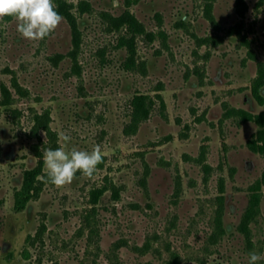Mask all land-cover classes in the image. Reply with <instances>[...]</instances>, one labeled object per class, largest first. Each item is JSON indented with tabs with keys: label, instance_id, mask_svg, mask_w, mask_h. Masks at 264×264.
Listing matches in <instances>:
<instances>
[{
	"label": "rangeland",
	"instance_id": "rangeland-1",
	"mask_svg": "<svg viewBox=\"0 0 264 264\" xmlns=\"http://www.w3.org/2000/svg\"><path fill=\"white\" fill-rule=\"evenodd\" d=\"M62 1L78 19V49L65 15L42 40L0 19V264H166L173 252L181 264H248L250 252L264 256V155L252 146L254 115L264 116V87L258 95L254 85L264 65V3ZM82 1L93 9L83 11ZM127 11L144 31L113 20ZM4 84L10 105H2ZM46 111L60 145L61 134L71 137L68 149L99 144L103 162L91 178L78 171L71 184L45 183L19 210L26 171L39 164L38 151L53 149L47 132L34 130ZM257 186L250 242L238 225ZM42 222L44 242L26 259L27 237Z\"/></svg>",
	"mask_w": 264,
	"mask_h": 264
},
{
	"label": "trees",
	"instance_id": "trees-1",
	"mask_svg": "<svg viewBox=\"0 0 264 264\" xmlns=\"http://www.w3.org/2000/svg\"><path fill=\"white\" fill-rule=\"evenodd\" d=\"M82 3L85 6L84 9H82L83 11L85 10L91 11L93 9V6L90 2L82 1ZM263 3H264V0H260L259 4H263ZM82 7L83 6H81V8ZM59 13L69 18L72 24V27L74 31L76 32L75 45H76V49H78L80 45V42H79V34H80L79 30L80 29H79V23H78V19L76 15L69 9L68 3L62 0H60ZM208 14L214 22H217L216 17L213 14L212 8L208 10ZM112 18L114 21H118L121 24H125V23L133 24L134 26H136V29L139 32L144 31V26L142 22H140L137 19V17L130 11H127L120 16L112 17ZM14 84L18 88V90L22 91L23 87L17 79L15 80ZM254 85H255V92L258 95H260L264 87V65L260 64V74L258 78L255 80ZM2 90H3V95H4L2 105H10L13 102V92L11 88L8 85L4 84L2 86ZM138 103H140L139 111L141 115L146 116L148 114V109L145 106L146 101H144V103L143 101L141 102L139 101ZM244 112L250 113L248 111H244ZM254 118L257 120L260 127L257 131L256 141L252 143V146L255 150L261 152L264 155V116L257 114V115H254ZM50 121H51L50 111L37 114L34 130L36 134H39V130L44 129L47 132L48 136L50 137L51 146L53 150H55L56 148L60 146V143L58 141V134L51 127ZM38 152L40 156L39 164L36 167L26 171V176L23 181V184L21 188L16 192V208L19 210L24 209L27 206V203L31 199H34L37 196H39L45 184L43 181L37 179L38 176L44 175L43 154L40 151ZM262 182H264V171L262 175ZM260 189H261L260 186H257L256 188L252 190L250 203L247 209L245 210V212L243 213L240 224L238 225L239 230H241L246 235L247 239L250 242L252 241L251 240V234H252L251 224L254 220L257 219V215L260 213V210H261L260 202L262 198V192L260 191ZM100 193H102V191H99V190L94 191V195L97 197H99ZM218 218H219V223H220L219 224L220 231L226 232V229L222 225L223 220H222L221 211L218 212ZM46 231H47V224L45 222H42L40 227L35 233H31L28 235L27 240H26V245L23 250V255L26 259L30 258L31 256V250L29 246H35L38 242L39 243L44 242V235ZM181 263H182L181 256L177 252H173L172 256L166 261V264H181Z\"/></svg>",
	"mask_w": 264,
	"mask_h": 264
},
{
	"label": "clouds",
	"instance_id": "clouds-1",
	"mask_svg": "<svg viewBox=\"0 0 264 264\" xmlns=\"http://www.w3.org/2000/svg\"><path fill=\"white\" fill-rule=\"evenodd\" d=\"M114 6H119L114 0ZM53 0H0V19L8 16L16 22L18 34L28 40H42L54 32L63 21ZM61 145L43 152L44 175L37 179L56 187L71 184L79 171L91 178L97 165L103 162L104 153L99 144L91 151L67 148L71 137L61 134ZM264 256L253 251L248 254V264H257Z\"/></svg>",
	"mask_w": 264,
	"mask_h": 264
}]
</instances>
